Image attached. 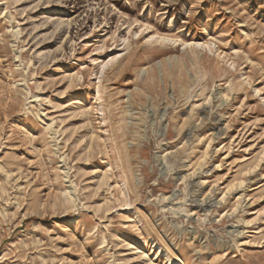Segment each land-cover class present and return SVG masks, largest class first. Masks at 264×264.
Returning a JSON list of instances; mask_svg holds the SVG:
<instances>
[{
    "label": "rangeland",
    "instance_id": "1",
    "mask_svg": "<svg viewBox=\"0 0 264 264\" xmlns=\"http://www.w3.org/2000/svg\"><path fill=\"white\" fill-rule=\"evenodd\" d=\"M0 264H264V0H0Z\"/></svg>",
    "mask_w": 264,
    "mask_h": 264
}]
</instances>
